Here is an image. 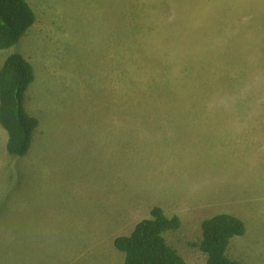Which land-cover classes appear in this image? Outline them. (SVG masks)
<instances>
[{
  "label": "rangeland",
  "instance_id": "374dc122",
  "mask_svg": "<svg viewBox=\"0 0 264 264\" xmlns=\"http://www.w3.org/2000/svg\"><path fill=\"white\" fill-rule=\"evenodd\" d=\"M8 57L35 69L29 152L0 124V264H124L115 241L160 207L188 264L217 214L230 258L264 264V0H28Z\"/></svg>",
  "mask_w": 264,
  "mask_h": 264
},
{
  "label": "trees",
  "instance_id": "16d2710c",
  "mask_svg": "<svg viewBox=\"0 0 264 264\" xmlns=\"http://www.w3.org/2000/svg\"><path fill=\"white\" fill-rule=\"evenodd\" d=\"M37 16L28 0H0V50L16 45L35 25ZM35 82L33 65L21 54L7 58L0 73V124L7 131V151L24 157L32 144L37 118L25 107V94ZM181 227V220L169 218L156 207L151 217L141 221L129 236L119 237L115 247L125 254L124 264H188L170 245L166 234ZM242 219L231 214H217L202 223V238L194 244L206 256L207 264H242L230 258L232 240L246 234Z\"/></svg>",
  "mask_w": 264,
  "mask_h": 264
}]
</instances>
